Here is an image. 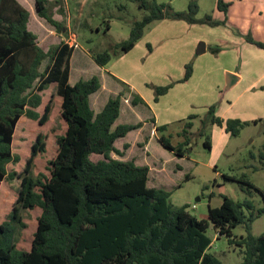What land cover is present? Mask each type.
Segmentation results:
<instances>
[{
    "label": "rangeland",
    "instance_id": "374dc122",
    "mask_svg": "<svg viewBox=\"0 0 264 264\" xmlns=\"http://www.w3.org/2000/svg\"><path fill=\"white\" fill-rule=\"evenodd\" d=\"M155 1L169 3L174 11H186L190 0ZM194 1L198 6L197 21L209 15L218 24L156 19L145 27L129 51H123L120 44L129 37L133 22L146 12L138 8L135 0H60L53 6V14L64 24L62 31L38 15L35 0H22V4L31 12L29 28L38 35L44 50L62 41L75 45L70 59L71 83L93 76L100 79L102 86L90 100L95 112L123 91L120 124L140 123L143 127L118 139L116 146L124 155L113 153L114 157H136L137 165H146V161L152 167L147 185L168 191L173 206L187 205L186 210L198 219H208V205L219 206L222 195L235 202L250 200L252 208L248 211L256 215L262 210L251 223L252 234L258 236L264 231V49L245 38L250 34L264 43V0H223L230 3L226 12L218 9L217 0ZM199 42L205 44L206 50L197 54ZM211 48L217 51L213 53ZM106 50L111 60L100 66L91 53ZM48 62L47 58L42 70ZM187 65L191 73L183 80ZM228 74L238 79L228 83ZM164 86H169L167 92L155 101L154 88ZM42 94L37 110L42 114L49 104V119L40 123L28 116L20 118L13 138V153L20 160L7 164L8 172L15 171L17 175L4 179L0 188V223H12L13 242L21 250L31 249L42 213L39 206L26 209L17 202L25 167L41 134L45 151L39 150L34 156L31 174L49 177L50 160L58 152V137L67 128L58 83H51ZM134 96L140 97L136 105L131 104ZM211 105L213 114L223 120L239 118L247 123L238 134L231 135L223 126L212 123ZM187 121L191 122L189 128L185 127ZM161 125L165 129L156 131L155 127ZM160 135L173 145L188 137L184 156L165 149L157 140ZM206 138L210 150L203 144ZM147 140L148 151H144L139 143ZM124 144H128L125 149ZM91 158L97 161L102 156L93 154ZM243 178L263 194L239 182ZM15 206L21 208L18 223L11 220ZM248 211L245 209L246 214ZM232 233L239 238L245 229L237 225ZM206 234L211 238L210 253L224 264L240 263V247L229 244L226 236L217 238L212 225Z\"/></svg>",
    "mask_w": 264,
    "mask_h": 264
},
{
    "label": "trees",
    "instance_id": "16d2710c",
    "mask_svg": "<svg viewBox=\"0 0 264 264\" xmlns=\"http://www.w3.org/2000/svg\"><path fill=\"white\" fill-rule=\"evenodd\" d=\"M135 1L146 12L133 22L129 37L120 44L123 51H129L145 27L156 19L168 17L188 23L218 24L209 15L197 21L198 6L194 0L189 1L186 11H174L169 3L158 4L155 0ZM59 2L35 0L38 15L62 31L64 24L53 14V6ZM229 5L217 0L221 11L226 12ZM30 15L18 0H0V188L4 179L17 175L15 171L8 172L7 164L20 160L13 153L18 121L22 116L40 123L48 121L51 106L47 104L42 114L37 108L42 104V93L53 82L58 83V94L62 96V116L67 128L58 137V152L50 160L49 177L31 174L34 156L39 150L45 151L41 134L37 137L17 202L21 208H42L38 228L31 249L21 250L13 242L12 223H0V264H224L208 251L209 225L214 227L217 238L226 236L229 244L241 248L242 260L238 264H264V231L258 236L251 232V223L262 210L256 215L248 211L252 208L250 200L235 202L222 195L219 206L208 205V219H198L186 210L187 205L173 206L168 191L147 185L148 165L112 156L113 153L124 155L115 144L117 139L141 127L140 123H124L113 128L121 112L123 91L110 97L102 110L95 113L90 96L101 88L100 79L93 76L72 84L70 59L74 46L62 41L44 50L38 35L29 28ZM245 39L264 49V43L250 34ZM211 51L215 53L217 49ZM91 55L100 66L111 60L107 50ZM47 58L49 62L42 70ZM190 73L191 67L187 65L183 80ZM168 87H155L154 100L166 93ZM139 100L140 97L134 96L131 102L136 105ZM213 113L214 105H211L212 123L223 126L231 135L238 134L247 123L239 118L223 120ZM190 126L191 122L187 121L185 127ZM164 129L165 125L155 127L156 131ZM157 140L179 157L184 156L189 143L188 137L177 145L164 135ZM203 144L210 150L208 138ZM123 147L127 148L128 144ZM93 154L102 158L94 161ZM239 182L263 194L249 180L243 178ZM20 207L15 206L11 213L14 223L21 221ZM237 225L245 229L239 238L232 233Z\"/></svg>",
    "mask_w": 264,
    "mask_h": 264
},
{
    "label": "crops",
    "instance_id": "0c3cea01",
    "mask_svg": "<svg viewBox=\"0 0 264 264\" xmlns=\"http://www.w3.org/2000/svg\"><path fill=\"white\" fill-rule=\"evenodd\" d=\"M20 3H22V0H18ZM24 1V0H23ZM25 1H27V2H30V0H25ZM31 13V12H30ZM30 17H31V15H30ZM238 79V77L236 78V80ZM71 82V81H70ZM73 84V83H72ZM93 95V94H92ZM92 95L90 96V100H91V97H92ZM123 100V99H122ZM132 104V103H131ZM133 105V104H132ZM92 106V105H91ZM105 106V105H104ZM103 106V107H104ZM121 106H122V103H121ZM102 110V109H101ZM100 110V111H101ZM95 111V110H94ZM95 113H97V112H95ZM121 115H122V111L120 112V115H119V117H118V119L116 120V122L114 123V125H113V128H115L118 124H120V117H121ZM134 124V123H133ZM154 126V125H153ZM142 127H143V125L139 128V129H142ZM152 129H153V127H152ZM132 131V130H131ZM131 131H129L124 137H126ZM124 137H121V138H119V139H123ZM147 138H149V137H147ZM149 140V139H148ZM146 141V142H141V143H139V145L140 146H144V149H146V150H144V151H148L147 150V147H148V142L149 141ZM117 141H118V139H117ZM117 141H116V143H117ZM115 143V144H116ZM130 145V144H129ZM118 147V146H117ZM119 148V147H118ZM146 154H148V152H146ZM112 156H113V154H112ZM148 156H150V154H148ZM114 157V156H113ZM123 157V156H122ZM116 158V157H115ZM138 158V157H137ZM127 160H133L134 162H135V159H136V157H131L130 159L129 158H126ZM135 164H139V163H137V162H135ZM143 164H146V165H148L147 163H146V161H144V163ZM148 167H149V172L151 171V168L152 167H150V165H148Z\"/></svg>",
    "mask_w": 264,
    "mask_h": 264
},
{
    "label": "water",
    "instance_id": "95a60500",
    "mask_svg": "<svg viewBox=\"0 0 264 264\" xmlns=\"http://www.w3.org/2000/svg\"><path fill=\"white\" fill-rule=\"evenodd\" d=\"M206 50L205 44L203 42H199L196 48V53L200 54ZM237 76L233 74H228V83L234 82L236 80Z\"/></svg>",
    "mask_w": 264,
    "mask_h": 264
},
{
    "label": "built area",
    "instance_id": "2783aa9c",
    "mask_svg": "<svg viewBox=\"0 0 264 264\" xmlns=\"http://www.w3.org/2000/svg\"><path fill=\"white\" fill-rule=\"evenodd\" d=\"M70 44V43H69ZM71 45V44H70ZM71 46H75V45H71Z\"/></svg>",
    "mask_w": 264,
    "mask_h": 264
}]
</instances>
